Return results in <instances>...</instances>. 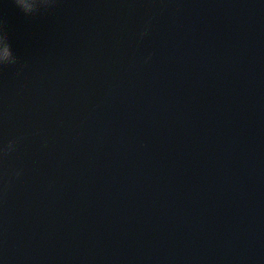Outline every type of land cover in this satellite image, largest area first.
Segmentation results:
<instances>
[{
  "label": "water",
  "instance_id": "95a60500",
  "mask_svg": "<svg viewBox=\"0 0 264 264\" xmlns=\"http://www.w3.org/2000/svg\"><path fill=\"white\" fill-rule=\"evenodd\" d=\"M0 31V264H264V0H0Z\"/></svg>",
  "mask_w": 264,
  "mask_h": 264
},
{
  "label": "clouds",
  "instance_id": "9594fccd",
  "mask_svg": "<svg viewBox=\"0 0 264 264\" xmlns=\"http://www.w3.org/2000/svg\"><path fill=\"white\" fill-rule=\"evenodd\" d=\"M16 4L21 7L26 13H30L34 10H36L37 5H38V0H15ZM0 38L6 39L7 41V46L11 48L10 43L8 42L7 35L0 31ZM10 62H15V57L12 61ZM0 63H8V61L5 60H0Z\"/></svg>",
  "mask_w": 264,
  "mask_h": 264
}]
</instances>
